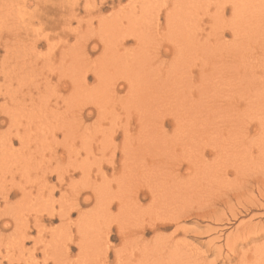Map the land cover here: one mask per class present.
<instances>
[{
	"label": "rangeland",
	"instance_id": "rangeland-1",
	"mask_svg": "<svg viewBox=\"0 0 264 264\" xmlns=\"http://www.w3.org/2000/svg\"><path fill=\"white\" fill-rule=\"evenodd\" d=\"M158 1H161V0H158ZM175 1L176 0H169V1L164 0L163 2H166V3L163 5L166 7L168 6L166 9L165 8L164 9L166 11L167 9L172 10V11L176 9V7H174V3L177 4V2ZM196 1L194 0V2ZM255 1H257V3ZM144 2L145 0H130V1L129 0H0V92H2L3 94V95L2 94L0 95V106H1L0 107V132H2L0 133V145L2 142L8 143V138L11 137L12 139L11 147L15 148L14 155H12L13 157L10 156L12 158L11 160L12 164L21 163L22 165L23 163H26V161L29 162L30 156H31L30 164H32V162L34 164L33 166L25 164V165L18 167V164H17V166L15 167L13 165H11L10 167L9 166L7 167V163H5L6 165L5 168L3 167L4 165L0 166V176L3 177L0 179L2 180V183L0 184V193H1L0 194V226H1L0 227V264H44V262H47V264H123V263L124 264H153V263L168 264V261L175 264V260H176V263L178 264L180 263L183 264V262L187 264L190 262V260H192L190 262L191 264L193 262L194 263L196 262L195 264H197V262H199L200 264H264V197L261 196L262 194L264 195V168H263L264 167V162H263L264 161V97H261V95L263 96L264 94V90H263L264 89V32H263L264 22L261 21L264 18V6L256 7L257 4L264 3V2H262L261 0H253V2L255 3L251 1L252 3L248 4L250 3L249 0L248 1L244 0V5H247L244 7L245 10H239L240 13H237L239 11L233 12L229 1H227L225 3L227 4L225 6V10H224L225 12L222 13V4H221V7H219L220 11L219 13H217L219 9L217 8L215 4H218L219 2L222 3V1L219 0V2L217 3V0H213V1L209 0L210 7H208L207 9L203 11L200 10L201 13H197L199 15L197 16L198 22L201 19L198 24L200 25L202 23L200 26L204 27V29L206 30L204 34L205 33L208 34L207 37H209L208 39L210 43H213V44L215 43V45H217V48L213 49L210 54H214L220 51V55H219L220 59H218V63H217L218 66L216 64L217 70H214V72L212 71V74H211V71L210 73L207 72L208 75L204 74L205 75L204 76L203 74L201 75L200 73V70L203 67L201 62L195 63L196 65L193 66V69H194L193 74H195V80L193 81V83L191 82L192 85L190 84L191 89L190 88L188 89L189 92L192 90L191 94L190 93L184 94V92H182L179 98L173 99L176 102L174 101L170 103L171 105L169 104V106H172V107L167 106L166 108L164 107V108L158 109L159 110L158 117L160 119L162 118L159 121H163L164 119L165 123L162 122V124L164 123L163 124L164 126L161 125L160 123H155L156 125L152 124V128H153L152 131L158 132V137L155 138L154 140L153 138L154 136H152L153 133L149 132L145 134L147 135V137H145V139L143 140V138L138 137L140 128L143 127V125L138 124L141 122L138 113H141L142 111L140 108H137L135 110L134 99H131V97L128 96V94H131V92H133L132 87H129V84H126V81L130 78L129 70L127 71V69H124L125 68L124 65L119 70V74H122L120 76L121 81L118 80L117 81L118 84H116V87L114 86L115 88H117V91H116L117 98L119 99L116 100L117 103L114 104L115 105L114 109H113L112 103H110V99L112 101V93H110L109 101L107 99H105V101L104 99H102L103 100L102 105L97 103L98 100L100 101V99L103 98V95L99 94V90L101 89V86H100L101 84H99L97 81V75L105 72V71L100 72L102 70H100L99 64L101 63L99 61L101 57H103V59L105 60V56L102 55V52L104 51L105 53L106 51L105 47H107V46H104L102 42L99 43L100 41L99 34L100 33L102 34V30H103L99 20L102 18L101 21L103 22L108 21L107 24H109V22L111 24L113 21L112 16L117 15L116 16L117 18H115L116 22H118L117 27L123 26L121 27L122 29L121 31L128 32L129 22L135 24L134 22H132L133 18L135 17L140 18L139 15H141V17L146 16L145 18L146 21L143 20V22L145 23V26L144 25L142 26L144 27V30H141V31L142 32L144 31L145 32L144 34H148V32L150 31V28L146 26L147 22L149 21L148 17L151 16L150 13L156 12L157 10H154L151 12L149 11L151 7H148L147 9H143ZM168 3L171 6H169ZM196 3H193V7H196L198 9H202L200 7H203V6L205 7L206 5L208 6V2L204 3L203 6H201L200 2L197 4ZM194 4L197 6H194ZM180 6L181 7L179 8H187V3H184L183 5H180ZM165 10H163L160 13V19L158 15H156V17L155 15H152L150 17L152 18L151 19L152 21H150L149 23L151 22L156 23L158 21L156 23L158 24L157 28L155 29L156 30L155 33L157 34H155L154 38L155 40H157V43L159 44V46L164 43L163 45H165V47L171 48V51L166 54L164 53V51L161 50V53H162L161 58L163 59V63L161 65H163L164 68L167 69L168 62L171 58L175 56L174 55L175 53L173 52L174 50H172V45L170 44V38L166 34V31L159 29V22L161 23L164 22V24L166 22L165 21V18H166ZM145 11H148V14ZM246 11L247 13H244ZM204 12H206V14ZM99 13H101V17L97 15ZM243 14L245 17V23L242 22ZM246 14H248L249 16ZM239 18L241 20L239 21L242 22V27L243 26L244 27L241 30L242 35L239 38H236L233 35V32H232L233 24L231 23H234V22L236 23ZM185 19L188 20L190 18L186 16ZM246 19H248L247 20L248 22L246 21ZM71 20L72 22L69 23V21ZM186 22H191V19ZM119 23H121L120 26H118ZM140 23L142 24L141 21ZM54 24H56V26ZM203 30L201 31L203 32ZM108 31L110 32L108 33ZM119 31L117 30V28L113 29L112 27H110L106 32L103 31V34L108 38H111L112 37L111 35L115 34L113 35L114 37L112 38H116L117 36H119ZM60 32L61 34H58ZM69 33H71V35ZM83 33L86 34L87 40L81 43L79 38L80 36L84 35ZM16 34H20V35H16ZM121 37L122 39L119 38V41H117V44H118L117 46H120L121 51L119 52V55L121 54L122 56L118 55V57L122 58V61L124 59H131V55L135 54L134 46L135 44H138V43L132 39H128L127 41H124L126 39L124 38L125 37L124 35ZM162 38H164V40ZM203 39H205V35ZM241 39H244L245 41ZM218 40L220 42H218ZM238 40L240 42L242 41L241 44L239 43ZM77 41L80 44L79 43L77 44ZM93 44L99 45L96 50L92 48ZM84 45L86 49L85 54L83 55L82 53L83 51H81V53H79L80 55H77L75 51L77 50L80 51L79 50L80 46H82L81 48H84ZM251 46H252V49H251ZM152 47H154V45ZM237 47H238V50L236 49ZM245 49L247 52L245 51ZM157 53H160V52H158L156 49L154 54H157ZM50 54L52 56H50ZM62 55L63 56L66 55L65 58L62 57ZM60 56L64 59H61ZM219 57H216V58H219ZM229 57H231L232 63L230 62L231 60ZM216 58L214 57L216 61H213L212 64H215V62H217ZM226 61H228L227 64H226ZM234 63L235 64L237 63V64L235 65ZM225 64L227 65V67ZM173 65L174 63H172V66ZM244 65L246 66V68L244 67ZM207 66L208 67L205 69H208L210 67V65H207ZM229 66H231V68ZM222 67L224 68L223 71H222ZM233 67H236V68H233ZM75 68H79L77 69L79 71L75 72L77 71ZM82 71L84 74H87L85 75L87 79L86 82L82 81L83 80L82 76L84 75ZM228 72L230 74H228ZM179 74L177 78L178 77L181 78L180 76L186 75L184 74V71H180ZM179 78H178V81L181 80V79L179 80ZM209 78L214 83L211 82ZM214 78H216V80ZM108 81L103 82L102 85L108 84L106 86L107 87L109 86L110 88V86L112 87L114 83L112 85L111 84L109 85ZM225 81H227L228 83ZM107 87H104V88L106 89ZM249 88L250 90L251 89L252 90L250 91ZM242 90L243 91L245 90V91L243 92ZM236 92L238 93L240 92L242 94H238ZM200 93L204 95L202 96ZM258 93L260 95H257ZM4 96L6 97L4 98ZM95 96H99L98 97L99 99H95ZM183 96H185L186 99ZM189 96L192 99H188ZM227 96H230V97H227ZM127 97H129L130 99ZM154 98L152 97L151 101L152 100L154 101L155 100ZM160 99L157 98L155 100L156 102H154L155 104L153 102L151 104L157 105L156 103L160 101ZM181 99H184L183 100L184 103ZM251 100H252V103H250ZM8 103H10L9 106H8ZM21 104L24 105L23 107H26L27 110H29V112L30 111L34 112L31 109L33 110L35 109L36 111H38L39 112L38 114L40 116L39 122L45 123L46 121L48 124L45 127H48L49 125L52 124L51 130H49V128H46V130L51 131V134L55 133V135L54 136L47 135L46 139L43 138L45 140L44 144L48 148L47 150L41 149L40 152L36 153V151L39 150L38 149L39 147L37 148L36 146L37 145L40 146L41 145L40 143H42V140L40 141V139H42L40 138L42 133L39 136L33 133L31 134L32 137L31 136L27 137V140H24V137L23 139L20 137L21 135L19 133H23L24 131L23 128L25 127V125H27V123L25 122V119L27 117L24 118V116H22L21 118L23 119V122L21 119L20 122L16 123V127L21 129L20 130L21 132H17V129L15 128V126L11 125L14 122H16L14 112L16 111V109L19 108V106H22ZM190 104L192 106H194V104H200V106L203 105V107H207V108L209 107L211 109L204 108V110L199 111V113L194 111L193 113H197L198 115L193 114L194 116L190 117L191 116L190 113L192 112L191 111L192 109H189L191 108ZM6 106L9 107V109H11L12 111H10ZM179 106H181V108ZM69 107L70 109L77 107L76 108L77 111L74 109V113H73V111L70 110ZM102 107L105 109L104 110L105 112L106 111L107 113L109 112L108 114H112V116L109 115L107 118H103L105 121L102 119L101 120L102 125H101V122L100 121L98 122L97 118H98L99 112L100 113L104 112L102 111ZM115 107H116V110H115ZM146 107L143 104L142 109ZM126 108H129V109L126 110ZM112 109L113 111H111ZM50 110L52 113L51 120L48 117V112ZM160 110L164 112L160 113ZM241 110H242V113H241ZM89 111L92 112V115L90 116L88 115ZM129 111L133 112L134 114H132L133 121L128 122L129 123L128 129L130 130V135H128L129 137L126 139L125 131H124L125 127L123 126V124H121L125 122L124 120L119 121L118 116L123 114L121 115L122 118L125 117L126 119L128 116H130L129 114H131V112ZM179 111L181 112L179 113ZM10 112L11 114L9 115ZM59 112H62V113H59ZM167 112H168V115H167ZM206 112L208 113L207 114L208 120L211 121L212 123L207 121V117L205 114ZM72 113L76 115V117L79 118L81 121L77 119ZM243 113L245 115H243ZM45 115L47 118L45 117ZM116 115L118 116L116 117ZM174 115L177 117V121H176V118L173 117ZM66 116L69 118L66 119ZM72 116H74L77 120H74L75 118H73ZM184 117H187L188 120ZM212 117L214 118V120ZM42 118H45V119H42ZM65 119L68 121H66ZM113 119L114 121L115 119L118 120V121L117 120L115 121L116 127L115 125L114 127H111L112 123H115L114 121H112ZM182 119L184 121H182L181 123ZM9 121H12L13 123L10 124ZM71 121L72 122L74 121L75 124L79 122L80 123L79 125L82 126L80 127L77 124L79 127L77 125H72V127L76 126V128L80 131L81 130L87 131V133H85L86 131L85 132L83 131L84 132V133L82 132L83 134L79 131L83 136H87L85 137L87 138L86 141L88 140V138L96 137L95 140L90 139L89 140V142H91L90 145H89V142H87L86 147H82L83 149L81 150H80V147H81L80 144H78L77 146L78 148H76V151H75L76 146L74 148L72 147V149L70 147V150L74 149V152H71L68 149L71 143L70 139L65 138L68 141H65V139H63L64 137L63 129L67 128V125L69 124L70 125L74 124ZM185 121H187L188 123ZM184 122L188 125L190 124L187 127L184 126L185 129H187L188 131L185 130L184 127H182V124H184ZM81 123L83 124L81 125ZM98 123H100V125ZM96 124L98 125L96 126ZM176 125L179 127L176 128L177 127ZM210 125L212 127H210ZM215 125L218 129L215 127ZM239 126L242 128H240ZM106 127H108V129ZM181 127L183 128V130ZM86 128H88L90 131L87 130ZM96 128L97 129L99 128V129L97 130ZM53 129L54 131H52ZM110 129L111 130L116 129L115 131L116 134L113 131V133L115 134V137H114L115 139H113L112 137L109 138V140L107 139L108 143L110 142L109 144L107 143L109 146L104 147L103 145L105 143H103L102 145L101 142L105 140L104 138H106V136H104L103 133L104 134H106V132L109 133ZM239 130H240V133L238 132ZM222 131L224 134L222 133ZM172 135L174 136L172 137ZM193 136L199 137L202 141L197 138L195 139V137ZM150 137L152 139H150ZM173 138L175 139L173 140ZM125 139L128 141L126 142ZM206 140L208 141V143ZM164 141L165 143H163ZM34 142H37V143H34ZM157 142L159 143L160 147L158 146ZM166 142H169V143L167 144ZM212 142L213 143L215 142L214 145ZM224 142L227 145L224 144ZM192 143L195 144L194 146L192 145L193 148L190 147V144ZM218 143L222 144V147L227 146V148H229L228 146H230L231 148H229L228 152H226L227 150L225 151L223 149L217 150L218 153L216 151L211 150L210 145L218 146L219 145ZM176 144L178 147L176 146ZM144 145H145V148L147 149L143 147ZM147 145L150 146L151 148H148ZM197 147H199L201 150ZM202 148L206 149V151H204L205 152L204 154H206L204 158L207 160V162L203 158V156L199 157L197 155V158L196 157L194 158L195 156L194 154L202 153ZM87 151L88 153H86ZM4 152L2 153L4 154ZM17 152H19V155ZM231 152H233L234 154H232ZM6 153L8 152H5V155L2 154L5 158H6ZM32 153H34L33 156H32ZM219 153H222V154L220 155ZM225 153L229 155L231 154L230 155L231 160L228 159L230 158L229 155H226ZM235 154H239L240 157L239 155L235 156ZM215 155L219 156V158L218 156L216 157L218 161L217 159L215 161V158H214ZM222 155L228 156V157L226 158V157H223ZM15 157L20 160L16 159ZM200 158H203L205 162L202 163V161L204 160ZM232 158L234 161L232 160ZM234 158H236L237 160ZM22 159H25V160L23 161ZM125 159H127V161ZM199 159L201 162L198 161ZM57 160L60 161L59 163L62 166L61 168H58V170L56 166ZM210 160L215 161V162L213 164L210 162L211 164H209ZM68 162L70 163L72 162L73 164L76 163L80 165L78 166L80 168H77L75 172L74 171L75 169H73L72 167L68 172H66V170H68L67 169L68 167L66 168L63 166L67 165ZM216 162H219V163H216ZM123 163L125 166L122 165ZM111 164L116 165L114 170L110 166ZM140 164L142 166H140ZM204 164H206L205 165L206 168ZM0 165H1V162H0ZM198 165L201 169L204 166V170L202 171H199L201 169L197 170ZM211 165H213L216 168H213V166ZM129 166H131V168ZM210 166L213 168L212 170H209L211 168ZM236 166L238 167L239 171L235 170L234 167ZM148 167L151 168L152 170L149 169ZM166 167L168 169H166ZM23 168L28 170L27 172H29L30 176L28 175L26 176V178H24L23 177L24 174L22 173L20 174V172L23 171ZM162 168L167 170L170 177L174 171H177L178 174L180 172L181 175L183 174L185 177L187 176L186 179L188 178V181L187 182L184 181L185 180L184 176L182 175L183 176L182 177L180 175V176H177V180H175L176 179L175 178L174 180H170L166 183V181H164V178H163L164 173L163 174L161 173ZM59 170L61 171V174L58 173ZM165 170H162V171H165ZM189 170H191V172H189ZM205 170L206 172L208 173L210 172L211 174L207 173L206 175L204 176L202 175V177L199 178V173L205 172ZM85 172L88 175V177H86L88 181L83 182L82 179L78 180L83 177L82 175L85 174ZM102 172L103 173L105 172L104 176L103 174H101ZM50 173H53V174L50 175ZM157 173L158 175H156ZM57 174H60L63 176L65 174L64 182L62 184L58 182ZM151 174L153 176L156 175L161 178L160 179L159 177L155 176L156 178H159L158 180L160 182L159 181L157 182H159L160 184L163 183L167 185V187L163 186L161 193H166L165 191L168 192L166 188L168 189L171 187L172 191L169 189L170 193L169 192L166 193L167 196L170 195L171 193L174 195L173 193L175 192L174 190H176L175 192L176 196H177V193L181 192L180 196L178 194V197L183 198L182 199L183 201L185 199L184 205L186 208H188V210L195 209L196 211L203 212L204 209L208 211L206 209L208 206V209L210 208L208 212L209 213L215 212L216 216H218L219 218L222 217V222L221 221L217 222L216 219H214V217L213 219H204V218L197 219L194 217H189L187 219H183L179 223V225L184 226V228L188 227L187 229L185 228L186 229L185 231H180V230L175 231L176 225L172 224L167 229L162 228L156 232L147 231V233L143 235L142 237L141 236L142 233L140 232V227L144 225H148L153 221L161 222V221H166L169 218L170 219L174 218V211H175L174 208L175 207L173 206L174 207L173 208L170 205L176 206V203H174L173 200H170L171 202V203L169 202L170 205L169 203H167L166 206L171 207V208L167 209L168 207L167 208L164 207L163 205L166 204V201H167V200L165 201L166 198H163L165 197L164 195L163 197L161 196L163 199L161 197L158 198L160 199V202L159 200H156V202H158L159 204L163 203L162 206L164 208H161V205L159 206L158 203H157L158 207H156L157 205L154 204L156 203L155 201L151 202L153 198H150V197L148 198V195L145 192L146 189H148L147 187L149 185L146 183L150 180ZM187 174H189L190 176ZM129 175L132 177H130ZM213 175H215V177L217 176L218 179L214 178ZM42 176H46V177L48 176V179H51L50 182H48L47 180L45 182L46 177L44 179ZM105 176L109 179V181L106 180ZM127 176L129 177L128 178L129 180L127 179ZM195 176L197 177V179L195 178ZM37 178L38 180L44 179V181L42 182L45 183L46 185H49V186L51 185V187L55 185L57 186V189H55V192L53 191L54 197L52 198L55 202L53 201L52 205H49L51 202V200H49L48 198L49 195H47L48 194L47 191L49 190H46V191L44 190L45 195H47V200L46 198H44V201L46 200L47 202V203L45 202V206L46 205L48 206L43 207L44 211L42 213H39V215H40V218H43L44 220V223H42L43 227L46 226L47 228L46 227L43 228L44 230L42 231H39L34 225L35 224L34 215L36 214L37 210L41 207L40 203H43V202H38L39 200H37L39 204H36V205H34L35 203L30 202V201H28V203L24 202L22 199H20L21 195H23L22 194L23 191L20 189L22 191L21 192L19 188L17 187V184L23 183L24 185H26V188L24 189L26 190L25 193H27L28 190H30V193L32 191L34 192V193L33 192L31 193L33 196L38 197V191H39L40 185L39 184L37 185V183L39 182ZM209 178H211L210 180L212 182L209 180ZM72 179L74 182L72 181ZM192 179L196 183L198 181H200L199 183H201V181L203 180L202 181L203 186L205 184L208 185L207 186L208 193H207V190H204L206 189V186H204L205 188H203V186H200L199 189H197V187L194 186L192 187V189L191 188L187 189L189 190L188 192L186 189L181 188V185L180 187L179 185L172 186L173 184H182V185H187L188 183L194 184ZM11 180H13V182ZM105 180L107 181V183ZM181 180L184 182H182ZM92 181L93 183H91ZM88 182H90L91 184L90 183L88 184ZM185 182L187 184H184ZM4 183L7 184L6 185L7 187L11 186V188H13L14 190L18 192V193L13 194V197L11 198L12 200L8 199L6 201L4 198H2V194L3 195L5 194L4 193L5 186L3 185ZM213 183H215V185ZM32 185H35L36 187H33ZM99 185H104L103 188L105 190V194L106 195L109 194V196L107 197H110V194H111V198H109L110 200L109 199L108 200L112 205L111 211L104 212V214H101L102 216L101 218L99 217V215H95V213L100 214V212H98L99 211L98 208L100 209V206L99 204L97 205ZM183 190H185L184 193H182ZM200 191L203 194L204 193L205 194L202 195ZM78 192H79V195L76 196ZM192 193L194 194V196H191ZM85 194L86 195L93 194L94 196L96 195L95 196L96 199L93 198L91 202L86 203L84 202V196H86ZM159 195L160 193L158 194V196ZM176 196H172V197L175 198ZM196 197H199V198L202 197V198L199 199ZM174 198H171V199H174ZM121 199H123L124 201L122 202ZM161 199H162V202H161ZM119 202L121 203V205ZM172 202L174 204H172ZM216 202L217 203L219 202V204H217ZM25 203H27L28 205L27 204L24 205ZM78 203L80 207H82L79 210L82 212L84 211L83 215L85 214V212L88 211L90 212L89 216L91 217L94 216L97 218L99 217V221L96 220L97 218H92L93 220H92L91 226H93L94 224L93 226L94 228L90 230V233H88L89 235L85 234V232H83V229L79 225L80 223H82L81 222L82 220H80V217H79L80 211H77L74 209V207ZM186 204H190V205L186 206ZM127 205L128 207H126ZM149 205L152 206V208H150ZM179 206L180 205L176 206V210L177 208H180ZM76 207L79 208L78 205ZM134 207L135 208L138 207V208H136L135 210ZM63 208H64V211L65 210L67 211V213H65V216L61 217L63 220L57 217L56 218L49 217L48 214L57 213L58 210L63 209ZM121 208L125 209L123 210L124 212L126 211V209L130 211L129 212L127 211L121 215L119 214L122 212ZM163 209L165 210L164 211L165 213L166 211L168 212L167 213L168 215H164V217L166 216L169 217L168 219L166 218V220H163L165 218L160 216L161 214H163L162 212ZM216 209H217V212H216ZM60 212L62 213L63 210H60ZM19 215L22 217V221ZM161 218L163 219L160 220ZM23 220L25 222H23ZM94 220H96V224ZM7 222H8V225L7 227H5L6 226L5 224ZM60 224L63 226H61ZM58 225L59 227L60 226L61 227L59 228ZM206 226L208 227L211 226L209 227L210 229L218 228L219 231L215 232L212 230L211 232L207 234H201L197 236L196 235L197 232H203L204 230L209 229ZM79 227L81 228L82 232H79L80 231ZM119 229L125 230L122 236H120L119 234L120 232ZM194 230H197V231H194ZM157 233H159V235ZM107 234L110 235L109 238L106 237ZM217 236H219V239H216L215 240L216 242H213V244L212 243L207 244L210 241V239L215 238ZM82 241H84L83 242L84 246L81 244ZM86 243L87 245H85ZM143 243L145 244L142 245ZM143 246L144 247L147 246V249L144 250ZM61 248L65 250L64 255L62 254L63 256H61L62 258L59 256V260L57 261L55 260L46 261L48 255L50 256V254L54 253L55 250L61 249ZM181 249H183L186 252L188 250L189 251L187 253L184 252L183 253L184 255H183ZM20 250L21 252H19ZM97 251L98 253H96ZM146 251L148 255L152 253L148 256V258L146 257L147 256ZM170 252L175 253L176 258L174 257V260L172 259V253ZM259 252L261 253V255H259ZM169 253L171 257L169 256ZM83 254H85V256H83ZM184 256H188V257H184ZM143 257L147 258V259L145 258L146 261L143 260L144 259ZM194 257H196V259H194ZM187 258L189 260H185ZM160 259L162 261H160ZM157 260L159 263H157ZM163 260H164V263H163ZM144 261L146 263H144ZM170 262L169 264H172Z\"/></svg>",
	"mask_w": 264,
	"mask_h": 264
},
{
	"label": "bare ground",
	"instance_id": "bare-ground-1",
	"mask_svg": "<svg viewBox=\"0 0 264 264\" xmlns=\"http://www.w3.org/2000/svg\"><path fill=\"white\" fill-rule=\"evenodd\" d=\"M130 1V0H129ZM164 0H161V1H158V0H145V2H144V5H143V9H147L148 7H151V9L149 10V11H154V10H157L156 12H153V13H150V15L152 16V15H155V17H156V15H158L159 16V19H160V13L163 11V10H165L167 7L166 6H164L163 4H165L166 2H163ZM169 1V0H168ZM196 1V0H195ZM198 1V2H197ZM196 2L197 3H201V6H203V4L204 3H207L208 2V6L206 7H200V8H202V9H198V8H196V7H193V3H196V2H194V0H176L175 2H177V4H179V5H177L176 3H174V7H176V9H174L173 11L172 10H168L167 9V11L165 10V24H164V22H159V29L160 30H164V31H166V34L169 36V38H170V44L172 45V50H174L173 52L175 53L174 55V57L173 58H169L170 60H169V62H168V66H167V69H165L164 68V66L163 65H161L162 63H163V59L161 58L162 57V53H161V50L162 51H164V53L166 54V53H169L170 51H171V48L170 47H165V45H160L159 46V44L157 43V40H155V34H157V33H155L156 32V28H157V25L158 24H156V23H149L150 21H152L151 19L152 18H150L151 16H149L148 18V22H147V24H146V26H148L149 28H150V31L148 32V34H144L145 32L143 31H141V30H144V27H142L143 25L145 26V23L143 22V20L144 21H146L145 20V18H146V16H142L141 17V15H139L140 16V18H137V17H135V18H133L132 19V22H134L135 24H133V23H131V22H129V27H128V32H122L121 30V27H123V26H120V24L121 23H119V25L118 26H120V27H117V24H118V22H116V19L115 18H117L116 16L117 15H113L112 16V19H113V21H112V23L110 24V22H109V24H107V22L108 21H106V22H103V21H101V19L99 20L100 21V24H101V26H102V28H103V30H102V34L100 33L99 34V43L100 42H102L103 44H104V46H107V47H105V49H106V51H105V53H104V51L102 52V55H104L105 56V60L103 59V57H101L100 58V63L101 64H99V67H100V70H102V71H100V72H103V71H105L104 73H102V74H99V75H97V81H98V83L99 84H101L100 86H101V89L99 90V94H102L103 95V98H101L100 99V101L98 100V102L97 103H99V104H101L102 105V103H103V100L102 99H104V101H105V99H107L108 101H109V96H110V93H112V101H111V99H110V103H112V106H113V109H114V104L115 103H117L116 102V100L117 99H119V98H117V88H115L116 87V84H118L117 83V81L118 80H120L121 81V75L122 74H119V70H120V68L124 65V69H127V71L129 70V76H130V78L126 81V84H129V87H132V89H133V92H131V94H128V96L129 97H131V99H134V108H135V110L137 109V108H140L141 109V113H138L139 114V118H140V123H138V124H141V125H143V127H139L140 128V132L138 133V137L139 138H143V140L145 139V137H147V135H145V134H147V133H149V132H151V133H153V135L152 136H154L153 138H154V140H155V138H157L158 137V132H153L152 130H153V128H152V124H155V123H160L161 125H163L164 123H165V121H164V119H163V121H159V120H161L159 117H158V109H160V108H166L167 106H169V104L171 103V102H174L175 100H173L174 98H179L180 97V95H181V93L182 92H184V94H191V92H192V90L189 92V88L191 89V82L193 83V81L195 80V74H193L194 73V69H193V66L194 65H196L195 63H197V62H201V64L203 65V67H202V69L200 70V73H201V75L203 74H205V75H208V73L207 72H209L210 73V71H211V74H212V71L214 72V70H217L216 69V67L218 66V59H220V57H219V55H220V51L219 52H216V53H214V54H210L211 53V51L213 50V49H215V48H217V45H215V43L213 44V43H210L209 42V37H207V35L208 34H204V32L206 31L205 29H204V27H201L200 25L202 24H198L199 22H200V20H199V22H198V17L197 16H199L197 13H201L200 12V10L201 11H203V10H205V9H207L208 7H210V2H209V0H197ZM213 1V0H212ZM222 1V3L221 2H219V0H217V3L218 4H215V2H214V4L217 6V8L219 9V7H221V4H222V13H224L225 11V6L227 5V4H225L227 1H229V3H230V6L232 7V10H233V12H237V11H239V10H245V6H247V5H244V0H221ZM231 1V2H230ZM248 1V0H247ZM253 2V0H249V2L250 3H248V4H251L252 2ZM262 2H264V0H261ZM150 2H151V4H152V6H151V4H150ZM246 2V1H245ZM256 3H257V1H255ZM255 2H253V3H255ZM184 3H187V8H179V7H181L180 5H183ZM196 3V4H197ZM228 3V4H229ZM247 3V2H246ZM171 4V3H170ZM73 5V4H72ZM168 5H169V3H168ZM200 5V4H199ZM199 5H198V7H199ZM76 6V5H75ZM74 6V7H75ZM161 8H160V7ZM164 6V7H163ZM169 6H171V5H169ZM194 6H197V5H195L194 4ZM255 6V5H254ZM253 6V7H254ZM262 6H264V3H259V4H257V6L256 7H262ZM10 7V6H9ZM73 7V6H72ZM131 7H132V5H131ZM183 7V6H182ZM252 7V6H251ZM165 8V9H164ZM178 8V9H177ZM250 8V7H249ZM73 9V8H72ZM248 9V8H247ZM246 9V10H247ZM254 9V8H253ZM252 9V10H253ZM75 10V9H74ZM73 10V11H74ZM130 10V9H129ZM88 11V10H87ZM143 11V10H142ZM219 11H220V9L218 10V12L217 13H219ZM249 11V10H248ZM76 12V11H75ZM145 12H147V14H148V11H145ZM77 13V12H76ZM133 13V12H132ZM205 14H206V12H204ZM208 13V12H207ZM237 13H240V11L239 12H237ZM236 13V14H237ZM244 13H247V11L246 12H244ZM210 14V13H209ZM235 14V13H234ZM99 17H101V13H99V14H97ZM131 15V14H130ZM137 15V14H136ZM144 15H145V13H144ZM184 15V16H183ZM238 15V14H237ZM246 15H248V14H246ZM72 16V15H71ZM77 16V15H76ZM115 16V17H114ZM186 16H188L190 19H191V22H186V21H189L190 19H185V17ZM249 16V15H248ZM162 17V16H161ZM195 17V18H194ZM201 17V16H200ZM203 17V16H202ZM207 17V16H206ZM129 18V17H128ZM154 18V17H153ZM238 18V17H237ZM156 19H158V18H156ZM242 19V18H241ZM243 19H244V21H243ZM243 19H242V22H244L245 23V17H244V14H243ZM258 19H260V18H258ZM128 20V19H127ZM131 20V19H130ZM129 20V21H130ZM221 20V19H220ZM235 20V19H234ZM234 20H233V22H234ZM237 20V19H236ZM240 20V18L237 20V22L235 23H231V24H233V26H232V32H233V35L236 37V38H239L241 35H242V32H241V30H242V28L244 27H242V22H240L239 21ZM248 19H246V21H247ZM263 20H264V18H263ZM263 20H261L262 22H264ZM90 21V20H89ZM110 21V20H109ZM140 21L142 22V24L140 23ZM222 21V20H221ZM259 21V20H258ZM260 21V22H261ZM67 22V21H66ZM70 22H72V20L71 21H69V23ZM91 22V21H90ZM248 22V21H247ZM259 22V23H260ZM166 23H167V25H166ZM218 23V22H217ZM258 23V22H257ZM89 24H91V23H89ZM88 24V25H89ZM139 24H141V25H139ZM154 24H156V25H154ZM219 24V23H218ZM249 24H250V22H249ZM55 26H56V24H54ZM67 25H68V23H67ZM72 25V24H71ZM128 25V24H127ZM246 25V24H245ZM252 25V24H251ZM90 26V25H89ZM88 26V27H89ZM93 26V25H92ZM205 26V25H204ZM247 26H248V24H247ZM250 26V25H249ZM64 27V26H63ZM110 27H112L113 29L114 28H117V30L119 31V36H117L116 38H112V37H114L113 35H115V34H113V35H111L112 37L111 38H108V37H106L104 34H103V31H107ZM201 27V28H200ZM215 27V26H214ZM66 28V27H65ZM70 28V27H69ZM120 28V29H119ZM211 28H213V27H211ZM216 28V27H215ZM214 28V29H215ZM245 28H246V26H245ZM250 28V27H249ZM67 29V28H66ZM72 29V28H71ZM78 29V28H77ZM138 29H140V30H138ZM148 29V28H147ZM204 29V30H203ZM248 29V28H247ZM252 29V28H251ZM63 30H64V28H63ZM70 30V29H69ZM90 30V29H89ZM116 30V29H115ZM137 30H138V32H137ZM149 30V29H148ZM201 30H203V32L201 31ZM68 31V30H67ZM71 31V30H70ZM59 32V31H58ZM80 32V31H79ZM110 31H108V33H109ZM133 32V33H132ZM136 32V33H135ZM147 32V31H146ZM264 32V31H263ZM71 33H73V32H71ZM71 33H69L70 35H71ZM82 33V32H81ZM122 33V34H121ZM126 33H127V35H126ZM214 33V32H213ZM58 34H61V32L60 33H58ZM84 34V33H83ZM160 34V33H159ZM158 34V35H159ZM215 34V33H214ZM220 34H221V32H220ZM219 34V35H220ZM16 35H20V34H16ZM57 35V34H56ZM65 35H67V34H65ZM125 36L124 38H126L124 41H127L128 39H132V40H134L135 42H137L138 44H135V46H134V51H135V54H133V55H131V59H124L123 61H122V58H120V57H118V55H119V52L121 51L120 50V46H117L118 44H117V41H119V38L120 39H122V37L121 36ZM204 35H205V39H203L204 38ZM210 35V34H209ZM244 35V34H243ZM60 36V35H59ZM127 36V37H126ZM217 36V35H216ZM86 34H84V35H82V36H80V38H79V40H80V42L82 43L83 41H86L87 39H86ZM162 37V36H161ZM218 37V36H217ZM249 37V36H248ZM62 38V37H61ZM123 38V39H124ZM235 38V39H236ZM243 38V37H242ZM38 39V38H37ZM68 39V38H67ZM159 39V38H158ZM163 40H164V38H162ZM219 39V38H218ZM220 40V39H219ZM218 40V42H220ZM241 40H244V39H241ZM58 41V40H57ZM67 41V40H66ZM161 41V40H160ZM239 41V40H238ZM245 41V40H244ZM20 42V41H19ZM159 42V41H158ZM242 42V41H241ZM241 42L239 41V43L241 44ZM79 42L77 41V44H78ZM161 43V42H160ZM246 43V42H245ZM80 44V43H79ZM156 44H158V45H156ZM238 44V43H237ZM154 45V47H152ZM215 45V46H214ZM243 45V44H242ZM99 45L98 44H93V49H97V47H98ZM250 46V45H249ZM50 47V46H49ZM75 47V46H74ZM82 46H80V51H75V49H74V51L76 52V54L77 55H80L79 53H81V51H83L82 53H83V55L85 54V45H84V48H81ZM160 47H161V49H160ZM152 48V49H151ZM242 48V47H241ZM248 48H250V47H248ZM55 49V48H54ZM156 49H157V51L158 52H160V53H157V54H154V52L156 51ZM237 50H238V47L236 48ZM244 49V48H243ZM251 49H252V46H251ZM8 50V49H7ZM129 50V49H128ZM160 50V51H159ZM230 50V49H229ZM248 50V49H247ZM133 51V52H134ZM227 51V50H226ZM239 51H240V49H239ZM245 51H246V49H245ZM253 51V50H252ZM9 52V51H8ZM65 52V51H64ZM229 52H231V51H229ZM247 52V51H246ZM63 53V52H62ZM227 53V52H226ZM124 54V53H123ZM130 54V53H129ZM173 54V53H172ZM222 54V53H221ZM248 54V53H247ZM249 54H250V52H249ZM257 54V53H256ZM121 55V54H120ZM119 55V56H120ZM225 55V54H224ZM50 56H52L51 54H50ZM66 56V55H65ZM65 56H63L62 55V57H64L65 58ZM86 56V55H85ZM122 56V55H121ZM127 56V55H126ZM231 56V55H230ZM238 56V55H237ZM248 56V55H247ZM61 57V56H60ZM61 57V59H64V58H62ZM90 57V56H89ZM108 57H109V59H108ZM214 57L216 58V57H219V58H216L217 59V62H215V64H212V62L213 61H216L215 59H214ZM232 57V56H231ZM231 57H229L230 58V62L232 63V59H231ZM236 57V56H235ZM244 57V56H243ZM79 58V57H78ZM112 58H113V60H112ZM126 58H128V57H126ZM223 58H225V57H223ZM239 58V57H238ZM49 59V58H48ZM228 59V58H227ZM242 59V58H241ZM246 59V58H245ZM52 60V59H51ZM79 60V59H78ZM226 60V59H225ZM237 60V59H236ZM46 61V60H45ZM48 61V60H47ZM63 61V60H62ZM168 61V60H167ZM206 61V62H205ZM229 61V60H228ZM228 61H226V64H227V62ZM239 61V60H238ZM164 62H166V61H164ZM225 62V61H224ZM248 62V61H247ZM49 63H51V62H49ZM79 63V62H78ZM172 63H174V65L172 66ZM238 63V62H237ZM236 63V64H237ZM15 64V63H14ZM46 64V63H45ZM63 64H64V62H63ZM216 64H217V66H216ZM222 64V63H221ZM224 64V63H223ZM225 64V65H226ZM235 64V63H234ZM235 64V65H236ZM17 65V64H16ZM207 65H210V67L208 68V69H205V68H207L208 66ZM212 65V66H211ZM30 66V65H29ZM62 66V65H61ZM199 66V65H198ZM221 66V65H220ZM219 66V67H220ZM233 66V65H232ZM240 66V65H239ZM218 67V68H219ZM226 67H227V65H226ZM230 68H231V66H229ZM244 67L246 68V66L244 65ZM251 67V66H250ZM59 68H60V66H59ZM63 68V67H62ZM200 68V67H199ZM233 68H236V67H233ZM232 68V69H233ZM240 68V67H239ZM252 68V67H251ZM250 68V69H251ZM72 69H74V68H72ZM76 70L77 69H79V68H75ZM109 70V71H108ZM123 70V69H122ZM224 70V68L222 67V71ZM234 70V69H233ZM242 70H243V68H242ZM245 70V69H244ZM79 70H77V71H75V72H78ZM96 71V70H95ZM180 71H184V74H186V75H184V76H180L181 78H179V80L180 81H178V78H177V76H178V74L180 73ZM252 71V70H251ZM122 72V71H121ZM216 72V71H215ZM217 72H219V71H217ZM244 72V71H243ZM32 73V72H31ZM82 73H83V71H82ZM123 73H124V71H123ZM128 73V72H127ZM127 73H126V75H127ZM84 74V73H83ZM228 74H230L229 72H228ZM262 74V73H261ZM36 75H38V74H36ZM64 75V74H63ZM85 75H87V74H84L83 76H82V81L83 82H86V76ZM180 75V74H179ZM204 75V76H205ZM210 75V74H209ZM214 75V74H213ZM94 76H96V75H94ZM212 76V75H211ZM217 76H218V74H217ZM223 76V75H222ZM240 76H241V74H240ZM32 77V76H31ZM208 77V76H207ZM216 77V76H215ZM34 78V77H33ZM184 78V79H183ZM212 78V77H211ZM243 78H245V77H243ZM263 78V77H262ZM177 79V80H176ZM210 79V78H209ZM215 80H216V78H214ZM213 79V80H214ZM76 80V79H75ZM78 80V79H77ZM109 80V81H108ZM125 80V79H124ZM211 80V79H210ZM235 80V79H234ZM109 82V85L111 84H113L114 83V85L111 87L110 86V88H109V86L107 87L106 85H108V84H106V85H102V83L103 82ZM218 81V80H217ZM237 81V80H236ZM178 82H180V83H178ZM211 82H213L212 80H211ZM225 82H227V81H225ZM238 82V81H237ZM249 82V81H248ZM251 82V81H250ZM23 83V82H22ZM214 83V82H213ZM228 83V82H227ZM226 83V84H227ZM247 83V82H246ZM256 83V82H255ZM254 83V84H255ZM37 84V83H36ZM80 84V83H79ZM191 84V85H190ZM208 84V83H207ZM206 84V85H207ZM253 84V83H252ZM50 85V84H49ZM201 85V84H200ZM215 85H217V84H215ZM60 86V85H59ZM115 86V87H114ZM120 86V85H119ZM198 86V85H197ZM196 86V87H197ZM208 86V85H207ZM258 86V85H257ZM13 87V86H12ZM97 87V86H96ZM104 87H107L106 89L104 88ZM255 87V86H254ZM51 88V87H50ZM81 88V87H80ZM198 88V87H197ZM222 88H223V86H222ZM199 89V88H198ZM254 89V88H253ZM256 89H258V88H256ZM249 90H250V88H249ZM252 90V89H251ZM250 90V91H251ZM264 90V89H263ZM2 91V90H1ZM128 91V90H127ZM224 91V90H223ZM243 91V90H242ZM245 91V90H244ZM243 91V92H244ZM13 92V91H12ZM200 92H201V90H200ZM203 92V91H202ZM247 92V91H246ZM245 92V93H246ZM254 92V91H253ZM18 93V92H17ZM85 93V92H84ZM97 93V92H96ZM120 93V92H119ZM229 93V92H228ZM235 93V92H234ZM236 93H238V92H236ZM262 93H263V91H262ZM2 94V92H0V95ZM14 94V93H13ZM31 94H32V92H31ZM98 94V95H99ZM127 94V93H126ZM201 94V93H200ZM223 94V93H222ZM238 94H242V93H238ZM3 95V94H2ZM6 95H7V93H6ZM82 95V94H81ZM202 96L204 95V94H201ZM200 95V96H201ZM229 95V94H228ZM257 95H260L259 93L257 94ZM15 96V95H14ZM29 96V95H28ZM31 96V95H30ZM50 96V95H49ZM255 96V95H254ZM6 96H4V98H5ZM99 96H95V99H99L98 98ZM129 97H127V98H129ZM154 98V97H156V98H154L155 100L157 99V98H161L160 99V101H158L156 104L157 105H154L155 103L154 102H156L155 100L153 101H151V98ZM184 98H185V96H183ZM187 97V96H186ZM207 97V96H206ZM216 97H217V95H216ZM227 97H230V96H227ZM232 97V96H231ZM248 97V96H247ZM261 97H264V94H263V96L261 95ZM208 98V97H207ZM236 98V97H235ZM245 98H246V96H245ZM249 98V97H248ZM247 98V99H248ZM43 99V98H42ZM126 99V98H125ZM130 99V98H129ZM186 99V98H185ZM188 99H192L190 96L188 97ZM210 99V98H209ZM242 99V98H241ZM250 99V98H249ZM182 101L184 100V99H181ZM197 100V99H196ZM202 100V99H201ZM205 100V99H204ZM203 100V101H204ZM233 100V99H232ZM14 101V100H13ZM19 101V100H18ZM180 101V100H179ZM178 101V102H179ZM187 101V100H186ZM191 101H193V100H191ZM198 101V100H197ZM54 102V101H53ZM154 103V104H151V103ZM167 102V103H166ZM176 102V101H175ZM181 102V101H180ZM195 102V101H194ZM202 102V101H201ZM207 102H209V101H207ZM212 102V101H211ZM260 102V101H259ZM96 103V104H97ZM128 103V102H127ZM183 103H184V101H183ZM192 103V102H191ZM206 103V102H205ZM250 103H252V100H251V102ZM9 104L10 103H8V106H9ZM53 104V103H52ZM108 104V103H107ZM143 104L145 105V107L146 108H144V109H142L143 108ZM174 104H176V103H174ZM204 104V103H203ZM247 104V103H246ZM22 105V104H21ZM78 105V104H77ZM106 105V104H105ZM131 105V104H130ZM171 105V104H170ZM232 105V104H231ZM18 106V105H17ZM24 105H22V106H19V108L18 109H16V111L14 112V110H13V112L15 113V119H16V122H12V121H9L10 122V124L11 123H13V124H11L12 126L14 125L15 126V128L17 129V132H21L20 130L21 129H19L18 127H16V123H18V122H20L21 121V117L22 116H24V118L25 117H27L26 119H25V122L27 123V125H25V127L23 128L24 129V131H23V133H19L21 136V138L23 139V137H24V140H27V137L28 136H31V134H33V133H35V134H37V136H39V135H41V133H42V135L40 136V138H42V139H40V141L42 140V143H40L41 145L39 146V145H37L36 147L39 149L38 151H36V153L37 152H40L41 151V149L42 150H47L48 148L46 147V145L44 144L45 143V140L43 139V138H45L46 139V137H47V135L49 136V135H52V136H54L55 135V133H52L51 134V131H48V130H46V128H49V130H51V128H52V124L51 125H49L48 127H45V126H47L48 124H47V122L45 121V123L43 122H39L40 120V116H39V112L38 111H36L35 109L33 110V109H31L32 111H34V112H29V110H27V108L26 107H23ZM128 106V105H127ZM126 106V107H127ZM174 106V105H173ZM176 106V105H175ZM250 106V105H249ZM1 107V106H0ZM7 107V106H6ZM13 107V106H12ZM74 107V106H73ZM169 107H172V106H169ZM180 108H181V106H179ZM183 107V106H182ZM186 107V106H185ZM190 107L191 108H189V109H192L191 111V113H190V117H192V116H194L193 114H195V115H198L197 113H199V111H203L204 110V108H206V109H211V108H207V107H203V105L202 106H200V104H194V106H192L191 104H190ZM193 107V108H192ZM235 107V106H234ZM5 108V107H4ZM8 109H9V107H7ZM32 108V107H31ZM77 108V107H76ZM76 108H73V109H70V107H69V109L70 110H72L73 111V113H74V109L76 110ZM55 109V108H54ZM101 109V108H100ZM99 109V110H100ZM113 109L111 110V111H113ZM127 109H129V108H126V110ZM139 109V110H140ZM183 109V108H182ZM219 109V108H218ZM230 109V108H229ZM252 109V108H251ZM10 111H12L11 109H9ZM9 110H7V111H9ZM40 110V109H39ZM80 110V109H79ZM105 109L102 107V111H104ZM115 110H116V107H115ZM216 110V109H215ZM214 110V111H215ZM223 110V109H222ZM6 111V110H5ZM69 111V110H68ZM77 111V110H76ZM188 111V110H187ZM194 111H196L197 113H193ZM209 111V110H208ZM217 111V110H216ZM215 111V112H216ZM129 112H131V111H129ZM163 113L164 111H161L160 110V113ZM169 112V111H168ZM168 112H167V115H168ZM181 111H179V113H180ZM214 112V113H215ZM219 112V111H218ZM59 113H62V112H59ZM72 113V114H73ZM109 113V112H108ZM107 113V111L105 112H103V113H100L99 112V114H98V122L100 121L101 122V125H102V119L103 118H107L109 115H111L112 116V114H108ZM166 113V112H165ZM177 113V112H176ZM176 113H174V114H176ZM225 113V112H224ZM241 113H242V110H241ZM8 114V113H7ZM6 114V115H7ZM11 114V112L9 113V115ZM51 110L48 112V117H49V119L51 120L52 118V116H51ZM71 114V113H70ZM80 114V113H79ZM79 114H78V116H79ZM132 114H134L133 112H131V114H129L130 116H128L126 119H125V117L124 118H122V116L121 115H123V114H121V115H116V117L118 116V119H119V121L120 120H124V122L125 123H121V124H123V126L125 127V136H126V139L129 137L128 135H130V130L128 129V127H129V123L128 122H132L133 121V119H132ZM137 114V115H138ZM172 114V113H171ZM206 114V117H207V121H209L208 120V113L206 112L205 113ZM74 115V114H73ZM88 115L90 116V115H92V112L91 111H89L88 112ZM234 115V114H233ZM243 115H245L244 113H243ZM253 115V114H252ZM75 117H76V115H74ZM74 116H72L73 118H75ZM136 116V115H135ZM179 116V115H178ZM182 116V115H181ZM185 116V115H184ZM202 116V115H201ZM200 116V117H201ZM227 116V115H226ZM225 116V117H226ZM250 116V115H249ZM248 116V117H249ZM13 117V116H12ZM45 117H46V115H45ZM81 117V116H80ZM174 118H176V121H177V117L174 115L173 116ZM189 117V116H188ZM205 117V118H206ZM211 117V116H210ZM47 118V117H46ZM67 118H69V117H67L66 116V119ZM72 118V119H73ZM77 118V117H76ZM74 119V120H77V119H79V118H77V119ZM184 118H186L187 119V117H184ZM183 118V119H184ZM213 118V117H212ZM235 118V117H234ZM245 118V117H244ZM42 119H45V118H42ZM41 119V120H42ZM65 119V120H66ZM180 119V118H179ZM181 120V123H182V121H184V120ZM192 119V118H191ZM197 119V118H196ZM240 119V118H239ZM256 119V118H255ZM48 120V119H47ZM80 120V119H79ZM104 120V119H103ZM110 120V119H109ZM117 119H115V121H116ZM156 120V121H155ZM188 120V119H187ZM213 120H214V118H213ZM227 120V119H226ZM66 121H68V120H66ZM70 121V120H69ZM81 121V120H80ZM105 121V120H104ZM112 121H114V119L112 120ZM114 121V122H115ZM118 121V120H117ZM169 121H171V120H169ZM206 121V122H207ZM237 121V120H236ZM245 121V120H244ZM22 122H23V119H22ZM72 122V121H71ZM97 122V121H96ZM95 122V123H96ZM162 122H164L163 124H162ZM178 122H179V120H178ZM185 122H187V121H185ZM184 122V124H182V127H187V126H189L188 124H186ZM210 123H212L211 121H209ZM30 123V124H29ZM32 123V124H31ZM72 123H74V121L72 122ZM110 123H112V122H110ZM188 123V122H187ZM190 123V122H189ZM208 123V122H207ZM209 123V124H210ZM9 124V125H10ZM23 124V123H22ZM69 124V123H68ZM77 124L79 125L80 123L79 122H77ZM77 124H69V125H67V124H65V125H67V128H64L63 129V139H65V138H69L70 139V146L68 147V146H66V147H68V149L70 150V147H71V149H72V147L74 148L75 146V151H76V148H78L77 146H78V144H80V150L81 149H83L82 147H86V143L87 142H89V140L91 139H94L95 140V138L96 137H93V138H88V140L86 141V139L87 138H85V137H87V136H83L82 134L86 131H84V130H78L77 128H76V126L75 127H72V125H77ZM83 123H81V125H82ZM99 125H100V123H98ZM98 124H96V126L98 125ZM118 124V123H117ZM121 124H120V126H121ZM178 124H180V123H178ZM177 124V125H178ZM186 124V125H185ZM236 124V123H235ZM234 124V125H235ZM24 125V124H23ZM77 125V126H78ZM94 125V124H93ZM114 125H115V127H116V122L115 123H112V125H111V127H114ZM156 125V124H155ZM176 125V126H177ZM194 125V124H193ZM80 126V125H79ZM78 126V127H79ZM84 126V125H83ZM88 126H90V125H88ZM95 126V125H94ZM119 126V127H120ZM164 126V125H163ZM163 126H161V127H163ZM175 126V127H176ZM55 127V126H54ZM65 127V126H64ZM68 127H69V129H68ZM80 127H82V126H80ZM160 127V128H161ZM179 126H177L176 128H178ZM181 127V128H182ZM185 127H184V129H185ZM210 127H212L211 125H210ZM215 127H216V125H215ZM240 127V126H239ZM71 128V129H70ZM94 128V127H93ZM105 128V127H104ZM107 129H108V127H106ZM176 128H175V130H176ZM217 128V127H216ZM240 128H242V127H240ZM82 129H84V128H82ZM87 130H89L88 128H86ZM97 129V128H96ZM99 129V128H98ZM97 129V130H98ZM106 129V130H107ZM117 129V128H116ZM116 129H113V130H109V133L108 132H106V134H104L103 133V135L104 136H106V138H104L105 140H100V141H102L101 143H102V145H103V143H105L103 146L104 147H107V146H109L108 144L110 143H108V141H107V139L109 140V138H113V139H115L114 137H115V134H116ZM173 129H174V127H173ZM188 129H190V128H188ZM193 129V128H192ZM207 129V128H206ZM218 129V128H217ZM221 129V128H220ZM239 129V128H238ZM244 129V128H243ZM10 130V129H9ZM96 130V131H97ZM118 130V129H117ZM179 130H180V128H179ZM182 130H183V128H182ZM185 130H187V129H185ZM184 130V131H185ZM246 130V129H245ZM13 131V130H12ZM52 131H54V129L52 130ZM82 133L83 131V133L81 134L80 132ZM90 131V130H89ZM113 131L115 132V134L113 133ZM160 131H161V129H160ZM159 131V132H160ZM165 131H166V129H165ZM188 131V130H187ZM93 132V131H92ZM171 132V131H170ZM173 132V131H172ZM239 133H240V130L238 131ZM243 132H244V130H243ZM0 133H2V132H0ZM11 133V132H10ZM85 133H87V131L85 132ZM165 133V132H164ZM174 133V132H173ZM172 133V134H173ZM221 133V132H220ZM222 133H223V131H222ZM230 133V132H229ZM60 134V133H59ZM186 134H187V132H186ZM213 134V133H212ZM218 134V133H217ZM224 134V133H223ZM6 135V134H5ZM90 135V134H89ZM96 135V134H95ZM99 135V134H98ZM164 135V134H163ZM166 135H167V133H166ZM175 135V134H174ZM174 135H172V137L174 136ZM179 135V134H178ZM181 135H183V134H181ZM207 135V134H206ZM209 135V134H208ZM214 135V134H213ZM219 135V134H218ZM244 135V134H243ZM247 135V134H246ZM104 136H102V137H104ZM144 136V137H143ZM171 136V135H170ZM32 137V136H31ZM51 137V136H50ZM162 137V136H161ZM172 137H171V139H172ZM193 137H195V136H193ZM205 137V136H204ZM215 137V136H214ZM116 138H117V136H116ZM199 139V140H201L199 137H195V139ZM125 139V140H126ZM150 139H152L151 137H150ZM175 138H173V140H174ZM178 139V138H177ZM262 139V138H261ZM30 140V139H29ZM93 140V141H94ZM125 140H124V142H125ZM157 140V139H156ZM164 140V139H163ZM179 140H180V138H179ZM178 140V141H179ZM205 140V139H204ZM223 140V139H222ZM224 140H226V139H224ZM31 141V140H30ZM39 141V142H40ZM65 141H68V140H66L65 139ZM97 141V140H96ZM105 141V142H104ZM112 141V140H111ZM128 140H126V142H127ZM202 141V140H201ZM207 141V140H206ZM12 139H11V137H9L8 138V143H5V142H2L1 143V145H0V151H1V153H0V162H1V165L0 166H2V165H4L3 167L5 168L6 167V165H5V163H7V167L9 166H11V165H13L14 167L15 166H17V164L18 163H13L12 164V162H11V160H12V158L10 157V156H12V155H14V147H11L12 146ZM38 142V141H37ZM37 142H34V143H37ZM47 142H48V140H47ZM79 142H81V143H79ZM160 142V141H159ZM182 142V141H181ZM194 142V141H193ZM217 142H219V141H217ZM51 143V142H50ZM67 143V142H66ZM90 143L91 142H89V145H90ZM108 143V144H107ZM158 143V142H157ZM161 143V142H160ZM163 143H165V141L163 142ZM167 144L169 143V142H166ZM172 143H173V141H172ZM185 143H187V142H185ZM197 143H198V141H197ZM196 143V144H197ZM207 143H208V141H207ZM206 143V144H207ZM209 143H210V141H209ZM213 143V142H212ZM215 143V142H214ZM214 143H213V145H214ZM222 143H223V141H222ZM23 144V143H22ZM69 144V143H68ZM219 144V143H218ZM224 144H226L225 142H224ZM223 144V145H224ZM229 144V143H228ZM231 144V143H230ZM74 145V146H73ZM124 145V144H123ZM129 145V144H128ZM160 145H162V144H160ZM195 145V144H190V147L191 148H193V146ZM216 145V144H215ZM227 145V144H226ZM88 146V145H87ZM127 146V145H126ZM158 146H159V143H158ZM165 146V145H164ZM176 146H177V144H176ZM237 146V145H236ZM247 146V145H246ZM49 147V146H48ZM64 147H65V145H64ZM131 147V146H130ZM144 148H145V145L143 146ZM147 147L148 148H151L150 146H148L147 145ZM155 147V146H154ZM160 147V146H159ZM178 147V146H177ZM182 147V146H181ZM210 147H211V150H213V151H216L217 152V150H227L226 152H228V150H229V148H231L230 146H228L229 148H227V146L226 147H222V144H219L218 146H212V145H210ZM36 148V149H37ZM122 148H124V147H122ZM142 148V147H141ZM143 148V149H144ZM190 148V149H191ZM197 148H199V147H197ZM205 148H207V147H205ZM244 148H245V146H244ZM248 148V147H247ZM128 149V148H127ZM136 149V148H135ZM145 149H147V148H145ZM168 149V148H167ZM200 149V148H199ZM238 149V148H237ZM91 150V149H90ZM129 150V149H128ZM201 150V149H200ZM199 150V151H200ZM8 152V153H6V158L3 156V155H5V152ZM21 151V150H20ZM31 151V150H30ZM68 151V150H67ZM71 152H74V149L73 150H70ZM92 151V150H91ZM125 151V150H124ZM130 151V150H129ZM204 151H206V149H203L202 148V153L201 154H194L193 156H194V158L196 157L197 158V155L200 157V156H203V158L205 157V155L206 154H204L205 152ZM2 152H4V154L2 153ZM33 152V151H32ZM46 152V151H45ZM197 152V151H196ZM201 152V151H200ZM199 152V153H200ZM250 152V151H249ZM18 153V155H19V152H17ZM16 153V154H17ZM86 153H88V151L86 152ZM138 153V152H137ZM218 153V152H217ZM223 153V152H222ZM222 153H219L220 155L222 154ZM232 154H234L233 152H231ZM3 154V155H2ZM33 154L34 153H32V156H33ZM68 154V153H67ZM92 154V153H91ZM218 154V155H219ZM226 154V153H225ZM17 155V156H18ZM27 155H28V153H27ZM116 155V154H115ZM218 155H215V161H216V157L218 156ZM219 155V156H220ZM226 155H229V154H226ZM231 155V154H230ZM230 155H229V157H230ZM236 155H239V154H235V156ZM259 155V154H258ZM257 155V156H258ZM21 156V155H20ZM219 156H218V158H219ZM223 156V155H222ZM13 157V156H12ZM145 157V156H144ZM221 157V156H220ZM223 157H228V156H223ZM234 157V156H233ZM239 157H240V155H239ZM16 158V157H15ZM21 158V157H20ZM28 158V157H27ZM52 158H53V156H52ZM51 158V159H52ZM100 158V157H99ZM193 158V157H192ZM203 158H200V159H203ZM214 158H213V160H214ZM16 159H18V158H16ZM29 162H27L26 161V163H23L22 165H31V166H33L34 164H33V162H32V164H30L31 163V156L29 157ZM50 159V158H49ZM56 159V158H55ZM76 159V158H75ZM133 159V158H132ZM144 159V158H143ZM200 159L198 160V161H200ZM205 159V158H204ZM203 159V160H204ZM229 160H231V157L230 158H228ZM234 159H236V158H234ZM239 159V158H238ZM260 159V158H259ZM18 160H20V159H18ZM23 161L25 160V159H22ZM77 160V159H76ZM126 161H127V159H125ZM206 160V159H205ZM205 160L204 161H202V163L203 162H205ZM226 160V159H225ZM232 160H233V158H232ZM237 160V159H236ZM71 161V160H70ZM75 161V160H74ZM92 161V160H91ZM187 161V160H186ZM185 161V162H186ZM190 161V160H189ZM188 161V162H189ZM194 161V160H193ZM192 161V162H193ZM195 161H196V159H195ZM215 161H212V160H210L209 161V164H213ZM217 161H218V159H217ZM227 161V160H226ZM234 161V160H233ZM10 162H11V164H10ZM22 162V161H21ZM60 161L59 160H57L56 161V163H57V170H58V168H61L62 166L60 165V163H59ZM123 162V161H122ZM201 162V161H200ZM206 162H207V160H206ZM211 162V163H210ZM219 162H221V161H219ZM219 162H216V163H219ZM228 162V161H227ZM232 162V161H231ZM237 162V161H236ZM236 162H234V163H236ZM246 162V161H245ZM264 162V161H263ZM53 163V162H52ZM76 163H77V161H76ZM73 164L72 162L70 163V162H68L67 163V165H65V166H63V167H68L67 169L68 170H66V172H68L72 167H73V169H75L74 171L76 172V170H77V168H80V167H78V166H80V165H78V164ZM83 163V162H82ZM86 163V162H85ZM84 163V164H85ZM129 163V162H128ZM133 163V162H132ZM136 163H137V161H136ZM194 163V162H193ZM192 163V164H193ZM201 163V164H202ZM233 163V162H232ZM258 163V162H257ZM10 164V165H9ZM66 164V163H65ZM80 164V163H79ZM98 164H100V163H98ZM190 164V163H189ZM195 164H196V162H195ZM195 164H194V166H195ZM200 164V163H199ZM227 164H229V163H227ZM242 164V163H241ZM240 164V165H241ZM247 164V163H246ZM21 165V163L20 164H18V167L19 166H22ZM90 165V164H89ZM97 165V164H96ZM122 165H124V163L122 164ZM203 165V164H202ZM206 164H204V166H205ZM218 165V164H217ZM216 165V166H217ZM260 165V164H259ZM38 166V165H37ZM112 168H113V170L115 169V167H116V165L115 164H111L110 165ZM125 166V165H124ZM140 166H142L141 164H140ZM157 166V165H156ZM155 166V167H156ZM193 166V167H194ZM204 166L202 167V169L199 167V165H198V169L197 170H199V169H201V170H199V171H202V170H204ZM208 166V165H207ZM211 166H213V165H211ZM210 166V167H211ZM226 166V165H225ZM232 166V165H231ZM249 166V165H248ZM2 167V168H3ZM130 168H131V166H129ZM151 167V166H150ZM163 167V166H162ZM165 167V166H164ZM240 167V166H239ZM245 167H246V165H245ZM89 168V167H88ZM122 168H123V166H122ZM127 168V167H126ZM139 168V167H138ZM149 168V167H148ZM190 168H191V166H190ZM205 168H206V166H205ZM213 168H216V167H214L213 166ZM212 167L209 169V170H212L213 169ZM220 168V167H219ZM231 168H233V167H231ZM235 168V170L237 171L238 170V167L236 166V167H234ZM264 168V167H263ZM64 169V168H63ZM129 169V168H128ZM149 169H151V168H149ZM157 169V168H156ZM161 169V168H160ZM166 169H168L167 167H166ZM186 169V168H185ZM36 170V169H35ZM86 170V169H85ZM152 170V169H151ZM162 170H165V169H163L162 168ZM161 170V173L163 174V178H164V181H166V183L168 182V181H170V180H174L175 178V180H177V176H180L181 175V173L179 172V174L177 173V171H174L172 174H171V177H170V175H169V173L167 172V170H165V171H162ZM28 170L27 169H24L23 168V171H21L20 172V174L22 173V174H24L23 175V177L24 178H26V176H30V174H29V172H27ZM60 171V170H59ZM58 171V173H60L61 174V171L59 172ZM88 171V170H87ZM86 171V172H87ZM103 171V170H102ZM126 171V170H125ZM147 171H149V170H147ZM208 171V170H207ZM235 171V172H236ZM239 171V170H238ZM258 171V170H257ZM73 172V171H72ZM85 172V174H83L82 176V178H80V179H78V180H83V182H87L88 181V179L86 178V177H88V175H87V173ZM90 172V171H89ZM123 172V171H122ZM132 172V171H131ZM189 172H191V170H189ZM70 173V172H69ZM153 173V172H152ZM208 172H206V170H205V172H201V173H199V178H201L202 177V175L204 176V175H206ZM217 173V172H216ZM19 174V175H20ZM51 174H53V173H50V175ZM60 174H57V176H58V182L59 183H63L64 182V176H65V174H64V176L63 175H60ZM101 174H103V176H104V174H105V172L103 173H101ZM125 174V173H124ZM123 174V175H124ZM161 174V175H162ZM208 174H211L210 172L208 173ZM49 175V174H48ZM156 175H158V173L156 174ZM155 175V176H156ZM160 175V176H161ZM183 175V174H182ZM181 175V176H182ZM187 175H189V174H187ZM195 175V174H194ZM216 175V174H215ZM215 175H213L214 176V178H216V179H218L217 178V176L215 177ZM12 176V175H11ZM75 176V175H74ZM125 176V175H124ZM130 176V175H129ZM146 176V175H145ZM155 176H153L152 174H151V176H150V180L146 183V184H148L149 186L147 187L148 189H146V193H147V195H148V198L150 197V198H153V200L151 201V202H156V200H159V202H160V199H158L159 197H163V195L165 196V197H163V198H166L165 199V201H166V204H164L163 206L164 207H168V206H166L167 205V203H169L170 202V200H173V202L174 203H176V206H178V205H180L179 207L180 208H177V210H176V206L175 205H170V203H169V205L171 206V207H173L174 208V218H172V219H170L169 217H164V215H168L167 213V211H166V213L164 212L165 210L163 209L162 210V212H163V214H161L160 216L161 217H164L165 219H163V218H161L160 220H166V218L168 219V220H166V221H161V222H156V221H153V222H151L150 224H148V225H144V226H142V227H140V232L142 233V237H143V235H145L146 233H147V231H152V232H156V231H158V230H160V229H167V228H169L172 224H175L176 225V228H175V231H185L186 229L184 228V226H181V225H179V223L183 220V219H187V218H189V217H194V218H204V219H213V217H214V219H216V221L217 222H222V217H218V216H216L215 215V212L214 213H209L208 211H209V209H208V206H207V210L208 211H206L205 209L203 210V212H200V211H196L195 209H190V210H188V208H186L185 207V205H184V201H185V199H184V201L182 200L183 198H181V197H178V194H179V196H180V193L181 192H179V193H177V196L175 195V192H176V190H174L175 192H173L174 193V195L172 194H170V195H168L167 196V194L166 193H170V191H169V189L171 190L172 188L170 187V188H166V190H168V192L167 191H165L166 193H161V190L163 189V186H166L167 187V185H165V184H163V183H159L160 181L158 180L160 177L159 176H156V177H159V178H156ZM184 176V175H183ZM182 176V177H183ZM190 176V175H189ZM192 176V175H191ZM44 179H45V177L46 176H42ZM106 177V176H105ZM130 177H132V176H130ZM153 177V178H152ZM187 177V176H186ZM186 177L184 176V178H185V180L184 181H188V178L186 179ZM1 178H3L2 176H0V179ZM11 178V177H10ZM92 178V177H91ZM129 177L127 176V179H128ZM195 178L197 179V177L195 176ZM206 178H208V177H206ZM260 178V177H259ZM12 179H14V178H12ZM36 179V178H35ZM44 179H41V180H38V178H37V180L39 181L38 183H37V185L39 184L40 186H39V191H38V197H35V196H33L31 193L33 192H31L30 193V190H28V192L27 193H25L26 192V190H24L25 188H26V185H24L23 183H19V184H17V187L19 188V190L22 192V194L23 195H21V197H20V199H22L24 202H27L28 203V201H30V202H33V203H35L34 205H36V204H39L38 202H43V203H40L41 204V207L37 210V212H36V214L34 215V221H35V226H36V228L39 230V231H42V230H44L43 228H45V227H43V224L42 223H44V220H43V218H40V215H39V213H42L44 210H43V207H46V206H48V205H46L45 206V202H46V200H47V195H49L48 196V198H49V200H51V202H50V204L49 205H52V203H53V198L52 197H54V194H53V191L55 192V189H57V186L55 185V186H53V187H51V185L49 186V185H46L45 183H43L42 181H44ZM66 179V178H65ZM161 179V178H160ZM211 178H209V180H210ZM30 180V179H29ZM46 180L48 181V182H50V180L51 179H48V176L46 177V179H45V182H46ZM77 180V179H76ZM92 180V179H91ZM106 180L107 181H109V179L106 177ZM105 180V181H106ZM129 180V179H128ZM163 180V179H162ZM199 180V179H198ZM197 180V181H198ZM212 180H213V178H212ZM222 180V179H221ZM4 181H5V179H4ZM7 181V180H6ZM12 182H13V180H11ZM15 181V180H14ZM72 181H73V179H72ZM107 181H106V183H107ZM131 181V180H130ZM129 181V182H130ZM157 181H159V182H157ZM182 181V180H181ZM184 181H182V182H184ZM192 181H193V179H192ZM196 181V180H195ZM203 181V180H202ZM201 181V183H199L200 181H198L197 183L196 182H194L193 181V183L194 184H190V183H184V184H187V185H182V184H173L172 186H175V185H179V187H180V185H181V188H184V189H189V188H191L192 189V187H194V186H196L197 187V189H199V187L200 186H203V182ZM206 181V180H205ZM211 181V180H210ZM225 181V180H224ZM237 181V180H236ZM248 181V180H247ZM258 181V180H257ZM262 181H263V179H262ZM74 182V181H73ZM79 182V181H78ZM123 182H125V181H123ZM128 182V181H127ZM174 182V181H173ZM172 182V183H173ZM207 182V181H206ZM212 182V181H211ZM239 182V181H238ZM252 182V181H251ZM2 183V180H0V184ZM90 182H88V184H89ZM91 183H93V181L91 182ZM90 183V184H91ZM140 183V182H139ZM208 183V182H207ZM249 183V182H248ZM30 184V183H29ZM71 184V183H70ZM75 184H76V182H75ZM97 184V183H96ZM104 184V183H103ZM209 184V183H208ZM214 185H215V183H213ZM212 184V185H213ZM5 187V194L3 195L2 194V198H4L6 201L11 197V193H12V191L14 190L13 188H11V186L10 187H7L6 185V183H4L3 184ZM52 185H54V184H52ZM105 185H107V184H105ZM110 185V184H109ZM122 185H123V183H122ZM133 185H134V183H133ZM33 187H36L35 185H32ZM70 186V185H69ZM76 186V185H75ZM74 186V187H75ZM100 186V187H99ZM98 186V202H97V205L99 204V206H100V209L98 208V212H100V214H96L95 213V215H99V217L101 218L102 216H101V214H104V212H109V211H111V208H112V205H111V203L109 202V198H111V194H110V197H107V196H109V194L108 195H106L105 194V190H104V185H99ZM112 186V185H111ZM127 186H129V185H127ZM204 186H206V189H204V190H207V193H208V185H204ZM203 186V188H205ZM13 187V186H12ZM73 187V186H72ZM121 187V186H120ZM202 188V187H201ZM202 188V189H203ZM190 189V190H191ZM214 189V188H213ZM44 190L46 191V190H49V191H47L48 192V194L47 195H45V192H44ZM128 190V189H127ZM131 190V189H130ZM86 191H87V189H86ZM172 191V190H171ZM181 191V190H180ZM189 190H187V192H188ZM203 191V190H202ZM131 192H133V191H131ZM164 192V191H163ZM185 192V190H183V192L182 193H184ZM191 192V191H190ZM193 192V191H192ZM201 192V191H200ZM34 193V192H33ZM108 193V192H107ZM117 193H119V192H117ZM142 193H144V192H142ZM157 193V194H156ZM160 193V195L158 196V194ZM202 193V192H201ZM1 194V193H0ZM131 194V193H130ZM205 194V193H204ZM203 193H202V195H204ZM79 195V192H78V194H76V196H78ZM86 195V194H85ZM186 195V194H185ZM96 196V195H95ZM95 196L93 195V194H91V195H86V196H84V202H86V203H89V202H91L92 201V199L93 198H95ZM167 196V197H166ZM172 196H176L175 198L174 197H172ZM181 196H182V194H181ZM189 196H190V194H189ZM191 196H194V194L192 193V195ZM201 196V195H200ZM262 197H264V195L262 194L261 195ZM61 197V196H60ZM114 197V196H113ZM124 197V196H123ZM129 197V196H128ZM143 197V196H142ZM161 197V198H162ZM187 197H188V195H187ZM222 197V196H221ZM44 198H46V200L44 201ZM63 198V197H62ZM61 198V199H62ZM77 198V197H76ZM121 198V197H120ZM139 198V197H138ZM162 198V199H163ZM171 198H174V199H171ZM195 198V197H194ZM196 198H199V197H196ZM200 198H202V197H200ZM199 198V199H200ZM96 199V198H95ZM107 199V200H106ZM109 199V200H108ZM124 199V198H123ZM123 199H121L122 200V202L125 200H123ZM133 199V198H132ZM132 199H130V200H132ZM162 199H161V202H162ZM37 200H39L38 202H37ZM121 200H120V202H121ZM220 200H222V199H220ZM219 200V201H220ZM34 201H36V202H34ZM141 201V200H140ZM139 201V202H140ZM164 201V200H163ZM218 201V200H217ZM55 202V201H54ZM119 202V203H120ZM136 202V201H135ZM134 202V203H135ZM151 202H150V204H151ZM172 202V204H174ZM254 202V201H253ZM27 203H25L24 205H26ZM47 203V202H46ZM126 203V202H125ZM133 203V204H134ZM158 202H156V203H154V204H156L157 206L156 207H158V204H157ZM165 203V202H164ZM187 203V202H186ZM189 203V202H188ZM217 203V202H216ZM221 203V202H220ZM153 204V205H154ZM163 204V203H162ZM162 204L160 203L159 204V206L161 205V208H164L163 206H162ZM217 204H219V202L217 203ZM28 205V204H27ZM32 205V204H31ZM71 205V204H70ZM79 206V208L78 207H76V206ZM75 207H74V209L75 210H77V211H80L79 209L80 208H82V207H80V205H79V203L77 204ZM120 205H121V203H120ZM187 205H190V204H186V206ZM204 205V204H203ZM216 205V204H215ZM214 205V206H215ZM12 206V205H11ZM22 206H23V204H22ZM193 206V205H192ZM206 206V205H205ZM254 206V205H253ZM16 207V206H15ZM126 207H128V205L126 206ZM149 207L150 208H152V206H150L149 205ZM171 207H168L167 209H169V208H171ZM194 207V206H193ZM192 207V208H193ZM203 207V206H202ZM135 208V207H134ZM136 208H138V207H136ZM136 208H135V210H136ZM172 208V209H173ZM186 208V209H185ZM197 208V207H196ZM201 208V207H200ZM213 208V207H212ZM215 208V207H214ZM52 209V208H51ZM122 209V208H121ZM31 210V209H30ZM53 210V209H52ZM60 210H63V212L61 213L60 212ZM60 210H58L57 211V213H50V214H48L49 215V217L50 218H59V219H62L61 217L62 216H65V213H67V211L65 210L64 211V208L63 209H60ZM72 210H73V208H72ZM123 210H125V209H122L121 211V213H119V214H124L125 212H129L130 210H127L126 209V211L124 212ZM150 210V209H149ZM160 210V209H159ZM171 210V209H170ZM202 210V209H201ZM24 211V210H23ZM39 211V212H38ZM55 211V210H54ZM53 211V212H54ZM212 211V210H211ZM52 212V211H51ZM84 212V211H83ZM83 212L82 211H80V213H79V217H80V220H82L81 222L82 223H80L79 225H80V227L83 229V232H85V234H87V235H89L88 233H90V230L92 229V228H94L93 226H94V224H93V226H91V223H92V218H97V217H91V216H89V213L90 212H85V214L87 215H83ZM216 212H217V209H216ZM159 213V212H158ZM165 213V214H164ZM175 213H177V214H175ZM69 214H70V212H69ZM107 215V214H106ZM128 215V214H127ZM163 215V216H162ZM20 216V215H19ZM89 216V217H88ZM99 217L96 219V220H98L99 221ZM17 218V217H16ZM20 218H21V221H22V217L20 216ZM19 218V219H20ZM16 220V219H15ZM63 220V219H62ZM61 220V221H62ZM79 220V221H80ZM84 220V221H83ZM96 220H94L95 221V224H96ZM158 220V219H157ZM103 221V220H102ZM212 221V220H211ZM23 222H25L24 220H23ZM111 222V221H110ZM154 222H156V223H154ZM22 224V223H21ZM110 224V223H109ZM120 224V223H119ZM6 226L5 227H7V225H8V222L5 224ZM61 225V224H60ZM141 225V224H140ZM61 226H63V225H61ZM60 226V227H61ZM110 226V225H109ZM136 226V225H135ZM1 227V226H0ZM22 227V226H21ZM58 227H59V225H58ZM59 227V228H60ZM79 227V228H80ZM207 228H209V227H211V226H206ZM47 228V227H46ZM81 228H80V231L79 232H82L81 231ZM26 229V228H25ZM139 229V228H138ZM22 230V229H21ZM120 230V232H119V234H120V236H122V234H124V232H125V230L124 229H119ZM202 230V229H201ZM215 231V232H217V231H219V229L218 228H214V229H207V230H204L203 232H197L196 233V235L197 236H199V235H201V234H207V233H209V232H211V231ZM15 231H17V230H15ZM138 231V230H137ZM194 231H197V230H194ZM99 232V231H98ZM97 232V233H98ZM255 232V231H254ZM26 233H27V231H26ZM55 233V232H54ZM69 233V232H68ZM109 233V232H108ZM160 233V232H159ZM159 233H157L158 235H159ZM188 233V232H187ZM42 235V234H41ZM140 235V234H139ZM157 235V236H158ZM109 234H107V238H109ZM92 237V236H91ZM137 237V236H136ZM18 238V237H17ZM99 238V237H98ZM138 238V237H137ZM136 238V239H137ZM37 239V238H36ZM216 239H219V236H217V237H215V238H212V239H210V241L207 243V244H210V243H212L213 244V242H216L215 240ZM23 240V239H22ZM82 240H84V239H82ZM86 240V239H85ZM88 241V240H87ZM83 242L84 241H82V245L84 246V244H83ZM92 242H93V240H92ZM155 242V241H154ZM146 243V242H145ZM145 243H143L142 245H144ZM80 244V245H81ZM81 245V246H82ZM85 245H87V243L85 244ZM141 245V246H142ZM146 245H148V244H146ZM185 245V244H184ZM193 245V244H192ZM191 245V246H192ZM107 247V246H106ZM144 247V246H143ZM240 247V246H239ZM14 248V247H13ZM84 248V247H83ZM145 249H147V246L146 247H144V250ZM215 249V248H214ZM84 250V249H83ZM136 250V249H135ZM173 250V249H172ZM180 250V249H179ZM182 250V254L185 252V253H187L186 251H184L183 249H181ZM256 250V249H255ZM64 251L65 250H63L62 248L61 249H57V250H55V252L54 253H52V254H50V256L48 255L47 256V260L46 261H52V260H55V261H57V260H59V256L61 257V256H63L64 255ZM79 251H80V249H79ZM19 252H21V250L19 251ZM140 252V251H139ZM215 252V251H214ZM220 252V251H219ZM256 252H258V251H256ZM83 253V252H82ZM81 253V254H82ZM96 253H98V251L96 252ZM121 253H122V251H121ZM142 253V252H141ZM149 253V252H148ZM170 253H172V259L174 260V257L176 258V255H175V253H173V252H170ZM170 253H169V256H170ZM191 253V252H190ZM189 253V254H190ZM255 253V252H254ZM63 254V255H62ZM132 254V253H131ZM146 254H147V251H146ZM150 254H152V253H150ZM149 254V255H150ZM158 254V253H157ZM163 254V253H162ZM177 254V253H176ZM194 254V253H193ZM46 255V254H45ZM142 255V254H141ZM144 255V254H143ZM148 254H147V258H148V256H149ZM184 255V254H183ZM186 255V254H185ZM197 255H199V254H197ZM244 255V254H243ZM259 255H261V253L259 252ZM83 256H85V254H83ZM145 256V255H144ZM189 256H191V255H189ZM98 257H99V255H98ZM132 257V256H131ZM146 257H143L144 259L143 260H145L146 261ZM171 257V256H170ZM184 257H188V256H184ZM245 257V256H244ZM62 258V257H61ZM146 258V259H145ZM127 259V258H126ZM150 259V258H149ZM171 259V258H170ZM171 259V260H172ZM191 259V258H190ZM194 259H196V257H194ZM198 259V258H197ZM218 259V258H217ZM45 260V259H44ZM61 260V259H60ZM185 260H189L188 258L187 259H185ZM184 260V261H185ZM62 261V260H61ZM144 261V263H146ZM150 261V260H149ZM154 261V260H153ZM160 261H162L161 259H160ZM192 260H190V262H191ZM200 261V260H199ZM66 262V261H65ZM169 262L170 261H168V264H169ZM183 262V261H182ZM188 262V261H187ZM186 262V263H187ZM189 262V263H190ZM157 263H159L158 262V260H157ZM161 263V262H160ZM163 263H164V260H163ZM170 263H172V262H170ZM189 263H187V264H189ZM196 263V262H195ZM194 262L192 263V264H195ZM44 264H47V262H44ZM124 264V263H123ZM153 264H155V263H153ZM164 264H166V263H164ZM172 264H174V263H172ZM175 264H178V263H176V260H175ZM181 264V263H180ZM183 264H185L184 262H183ZM191 264V263H190ZM197 264H200L199 262H197Z\"/></svg>",
	"mask_w": 264,
	"mask_h": 264
},
{
	"label": "crops",
	"instance_id": "crops-1",
	"mask_svg": "<svg viewBox=\"0 0 264 264\" xmlns=\"http://www.w3.org/2000/svg\"><path fill=\"white\" fill-rule=\"evenodd\" d=\"M15 193H18V192L16 190H13L12 193H11V197L9 198L10 200H12L11 198L13 197V194H15Z\"/></svg>",
	"mask_w": 264,
	"mask_h": 264
}]
</instances>
